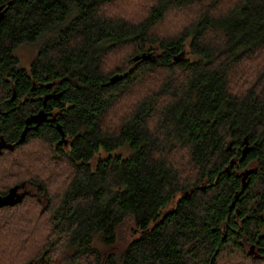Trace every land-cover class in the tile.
<instances>
[{
	"label": "trees",
	"instance_id": "16d2710c",
	"mask_svg": "<svg viewBox=\"0 0 264 264\" xmlns=\"http://www.w3.org/2000/svg\"><path fill=\"white\" fill-rule=\"evenodd\" d=\"M0 5V264H264V0Z\"/></svg>",
	"mask_w": 264,
	"mask_h": 264
},
{
	"label": "water",
	"instance_id": "95a60500",
	"mask_svg": "<svg viewBox=\"0 0 264 264\" xmlns=\"http://www.w3.org/2000/svg\"><path fill=\"white\" fill-rule=\"evenodd\" d=\"M10 3V2H9ZM4 7V5H0V19L3 16V12L2 8ZM144 59H148L150 57V54H142L141 55ZM15 93H13L12 98H14ZM48 114L47 112L43 111V110H39L37 113L30 115L29 117H27L26 119V125L20 135V137L17 140V143H21L22 141H24L27 131L30 129H37V127L44 121H48V120H52V118H48ZM33 123V124H31ZM57 129L59 130L60 134H61V139L60 142L65 141V133L62 130L61 126L59 124L56 125ZM12 147L9 143H7L6 141H3L0 144V148L1 147ZM250 146L248 144V141H245V146L242 149V157H244V155L250 150ZM248 171L243 172V180H245V177L247 176ZM245 187V184L242 185V189ZM20 188H24L23 186H13L10 188L9 192L5 195H0V205H4V204H10L13 205L14 203H16L17 201L21 200L22 195L24 194V190H20ZM239 193L237 192L235 194V200L233 203H235L236 199L238 198Z\"/></svg>",
	"mask_w": 264,
	"mask_h": 264
},
{
	"label": "rangeland",
	"instance_id": "374dc122",
	"mask_svg": "<svg viewBox=\"0 0 264 264\" xmlns=\"http://www.w3.org/2000/svg\"><path fill=\"white\" fill-rule=\"evenodd\" d=\"M36 49H37L36 44H23V45L19 46L18 48H16L14 53H15V55L19 56L22 65L28 66L30 63V59L32 58ZM121 56L124 57L123 55H121ZM108 66H110V65H108ZM134 97H135V94H134ZM113 116H114V119H115V117H117L114 113H112V116L110 115L109 119H112ZM97 156H99V154ZM97 156L95 157L93 162H95ZM20 189H23V188H20ZM20 189H19V191H20ZM119 238L121 239V241H124V239L122 237H119Z\"/></svg>",
	"mask_w": 264,
	"mask_h": 264
},
{
	"label": "flooded vegetation",
	"instance_id": "af4514ba",
	"mask_svg": "<svg viewBox=\"0 0 264 264\" xmlns=\"http://www.w3.org/2000/svg\"><path fill=\"white\" fill-rule=\"evenodd\" d=\"M50 114H51V112H50ZM48 117H49V116H48ZM31 124H33V123H31ZM67 142H68V141H65V142H64V143H65V145L67 144ZM35 264H37V263H35Z\"/></svg>",
	"mask_w": 264,
	"mask_h": 264
}]
</instances>
